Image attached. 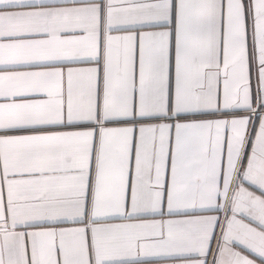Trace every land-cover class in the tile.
Listing matches in <instances>:
<instances>
[{"label":"snow or ice","instance_id":"6c2138e0","mask_svg":"<svg viewBox=\"0 0 264 264\" xmlns=\"http://www.w3.org/2000/svg\"><path fill=\"white\" fill-rule=\"evenodd\" d=\"M250 255L264 0H0V264Z\"/></svg>","mask_w":264,"mask_h":264},{"label":"crops","instance_id":"0c3cea01","mask_svg":"<svg viewBox=\"0 0 264 264\" xmlns=\"http://www.w3.org/2000/svg\"><path fill=\"white\" fill-rule=\"evenodd\" d=\"M222 215H223V214L221 213V216H222ZM250 258L255 259V260L257 261V264H261V258L256 257V256H254V255H250Z\"/></svg>","mask_w":264,"mask_h":264}]
</instances>
